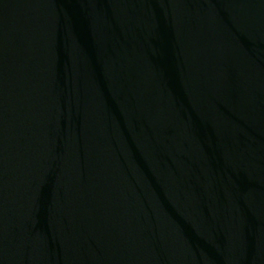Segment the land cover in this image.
<instances>
[{"label": "water", "instance_id": "1", "mask_svg": "<svg viewBox=\"0 0 264 264\" xmlns=\"http://www.w3.org/2000/svg\"><path fill=\"white\" fill-rule=\"evenodd\" d=\"M0 264H264V0H0Z\"/></svg>", "mask_w": 264, "mask_h": 264}]
</instances>
